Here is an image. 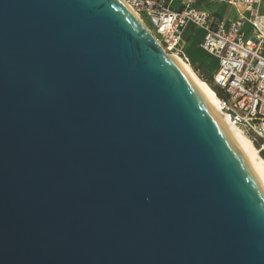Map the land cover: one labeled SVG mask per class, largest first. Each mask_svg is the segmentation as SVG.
I'll use <instances>...</instances> for the list:
<instances>
[{
	"label": "water",
	"instance_id": "95a60500",
	"mask_svg": "<svg viewBox=\"0 0 264 264\" xmlns=\"http://www.w3.org/2000/svg\"><path fill=\"white\" fill-rule=\"evenodd\" d=\"M130 11L0 0V264H264L263 180Z\"/></svg>",
	"mask_w": 264,
	"mask_h": 264
},
{
	"label": "built area",
	"instance_id": "2783aa9c",
	"mask_svg": "<svg viewBox=\"0 0 264 264\" xmlns=\"http://www.w3.org/2000/svg\"><path fill=\"white\" fill-rule=\"evenodd\" d=\"M208 1L122 0L167 53L189 65L184 36L203 31L199 47L218 63L209 84L218 110L264 154V0H221L235 10V18L225 21L198 5Z\"/></svg>",
	"mask_w": 264,
	"mask_h": 264
},
{
	"label": "bare ground",
	"instance_id": "6f19581e",
	"mask_svg": "<svg viewBox=\"0 0 264 264\" xmlns=\"http://www.w3.org/2000/svg\"><path fill=\"white\" fill-rule=\"evenodd\" d=\"M130 12L135 17V19L138 22H140V24L143 25L147 33H149V35H152L147 29V27H145V23L141 22L138 16L136 14L135 15L133 14L134 12L132 11ZM156 42L160 48L159 42L158 41ZM162 52L166 54L169 59L172 57L177 62H179L181 67L185 69V71L189 74L193 82H195V84L199 87L209 107L212 108L216 112V114L221 118V120L223 121L224 125L229 130V132L232 133L235 139L236 145L238 149L240 150L241 155L244 157V159H246L248 164H250V166L253 168V170L258 175V177L264 182V160L263 158L259 156L258 149L254 147L250 138L238 128L233 127L229 123V121L225 117H223V115L220 113L217 107L216 94H215L214 89L210 85H207L204 81H202L199 78L197 73L188 66L189 63H187L186 60L182 59L181 57L175 56L173 54L167 53L164 49H162Z\"/></svg>",
	"mask_w": 264,
	"mask_h": 264
},
{
	"label": "rangeland",
	"instance_id": "374dc122",
	"mask_svg": "<svg viewBox=\"0 0 264 264\" xmlns=\"http://www.w3.org/2000/svg\"><path fill=\"white\" fill-rule=\"evenodd\" d=\"M262 12L264 13V4L262 6ZM145 27L149 30V32L153 35L154 33L148 24H145ZM202 30H191L188 34L185 35L187 37V46L186 52L189 56L190 65L188 66L197 73L199 78L204 81L207 85L212 82V74L217 70V60L205 53L199 46L198 42L202 39ZM196 68V69H193ZM211 86V85H210ZM212 87V86H211ZM264 160V155H259Z\"/></svg>",
	"mask_w": 264,
	"mask_h": 264
},
{
	"label": "crops",
	"instance_id": "0c3cea01",
	"mask_svg": "<svg viewBox=\"0 0 264 264\" xmlns=\"http://www.w3.org/2000/svg\"><path fill=\"white\" fill-rule=\"evenodd\" d=\"M198 5L202 7L204 10L211 12L214 15V17L218 20L225 21L235 18V10L229 8L227 4L221 2V0H209L208 2H200L198 3ZM185 41L187 46L188 44L187 37H185ZM198 46H199V42H198Z\"/></svg>",
	"mask_w": 264,
	"mask_h": 264
},
{
	"label": "trees",
	"instance_id": "16d2710c",
	"mask_svg": "<svg viewBox=\"0 0 264 264\" xmlns=\"http://www.w3.org/2000/svg\"><path fill=\"white\" fill-rule=\"evenodd\" d=\"M193 69H196V68L193 67ZM196 70H198V69H196ZM209 84H210V83H209ZM263 155H264V154H263Z\"/></svg>",
	"mask_w": 264,
	"mask_h": 264
}]
</instances>
